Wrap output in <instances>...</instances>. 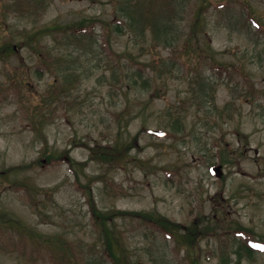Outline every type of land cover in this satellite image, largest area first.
Instances as JSON below:
<instances>
[{"label":"rangeland","instance_id":"1","mask_svg":"<svg viewBox=\"0 0 264 264\" xmlns=\"http://www.w3.org/2000/svg\"><path fill=\"white\" fill-rule=\"evenodd\" d=\"M140 1L137 11L138 0H0V47H13L0 54V264L94 262L102 240L91 202L196 230L179 242L115 215L131 264H223L227 244L230 264H264L263 245L239 257L233 235L242 223L264 242V44L247 17L264 21V0H175L174 13L158 7L166 32L141 26ZM125 2L138 13L119 28ZM201 2L202 24L183 47ZM79 22L90 25L79 38L59 32ZM39 51L57 61L58 79L38 67ZM57 82L64 89L48 95ZM138 131L120 164L90 150Z\"/></svg>","mask_w":264,"mask_h":264},{"label":"trees","instance_id":"2","mask_svg":"<svg viewBox=\"0 0 264 264\" xmlns=\"http://www.w3.org/2000/svg\"><path fill=\"white\" fill-rule=\"evenodd\" d=\"M175 0H149L147 3V7L145 9L144 12H142L140 14V22H141V26L143 27V24L145 25L147 22L152 21L155 27L156 32H160L161 30H164L165 32L168 30L166 29V26L169 25V22H167L166 24H161L160 21L157 23L156 22V17L158 16V7L162 5H165L168 9H170V14L174 13L175 10ZM135 5L133 6L137 11H140L141 9V4L142 2L140 0H138V2L134 3ZM131 4H127V2H125L124 4V10H125V14L123 15V17H118L119 18V22H117L119 25H117V27H121V20L122 21H127L129 27H132L134 24V21L136 20V18L134 17L135 13H138L137 11H133L129 8V6ZM203 2L199 3L194 11V18L192 20V24L190 25V28L186 34V38L184 40V44L183 47H186L187 45H189L190 40L192 39V34L194 35L195 31L197 30V27L199 28L202 24L201 22V14H202V9H203ZM159 15L162 16L161 11L159 12ZM248 23L250 24L251 27L254 28L257 36H261L262 40L259 39L256 42L261 41L264 44V21L263 20H258L257 18L254 17L253 14H249L248 16ZM122 18V19H120ZM139 20L137 18V21L139 23ZM57 25V24H55ZM48 26L45 27L43 29H41L40 31H38L35 35L31 36L29 38V40H34V37L40 35V34H44V33H54L55 30H57L58 26ZM83 23L79 22L78 24H68L65 27H59V32L64 33L66 32V35L70 34L69 37L72 38H79L81 36L80 31L86 30L89 31V26L90 25H86V26H82ZM108 25V24H105ZM76 26H78L79 28H77ZM61 28V29H60ZM75 29H78L77 32H75ZM57 32V31H56ZM155 39H159L160 44H168L167 40H161L160 35H155ZM165 36V35H164ZM170 44V43H169ZM168 44V45H169ZM104 46V44H103ZM189 46H192L191 44ZM201 49V48H200ZM13 50V47L9 44L7 45H3L2 47H0V54H7L9 51ZM200 54L203 56L202 58H204L206 61H208L209 59H214L213 58V54L211 52V48L208 45L207 48V53L203 52L204 50H199ZM39 57L41 59V65H39L38 67L42 70H46L49 72H52L53 74H55L56 79L59 78V72L61 71L59 64L57 63V61L52 58L50 55L46 53H43L41 51L38 52ZM110 56V54H109ZM115 59V58H113ZM214 61L212 62V65H210L212 68L215 64H213ZM44 72V71H43ZM73 75V74H71ZM74 77H76V75H73ZM150 76H148V78L145 80L144 78V82L147 84V82H150ZM58 81V80H57ZM67 81V78L64 77V83ZM204 81L202 80V83ZM64 83L59 84V82H57V86L54 88L53 91H49L48 95H58L59 93H57V91H61V89H64ZM247 91H249V93H253V87H250L247 89ZM178 126V125H177ZM141 131H138L135 136L133 137L132 140L123 143V142H119L118 140H114L110 143H107L105 146L102 147V152L101 153H97L95 151V148H91L90 150L92 152L93 155H96L95 157H97V159L101 160V157L103 160H101L102 162H106L109 165H117L120 164L121 162L124 161L125 158L129 157L128 155V150L130 149L131 145H133V142H135L138 137L140 136ZM167 135H169L167 133ZM125 150H127V152H125ZM125 155H127V157H125ZM223 156H221V160H225V155L227 156L226 153L222 154ZM131 158V157H130ZM222 163V162H221ZM20 166H13L6 171L10 170V169H16V168H20ZM91 206V211H92V215L93 218L95 219V223L98 227V232L100 233V239L102 240V249L95 255V261L92 262L91 264H103L104 262H110L111 264H131V262L128 260L129 255H127V249L124 247L122 241L120 240V235H119V231L116 228L115 222H114V217L115 215L117 216H128L131 215L134 218H139L143 221V223L147 224L149 227H152L154 229V227H158L159 229H161L164 233L168 232H172L174 233L176 239L180 242V241H191L195 238V232L196 230L194 228L191 227H187L185 229L184 234H180L179 230H183V226H181L179 223L174 222L169 220L167 217H163V216H156L153 214L150 215H146L145 213H141V212H135V211H118L117 213H107V212H101L100 210H98L96 208V205L94 202H91L90 204ZM0 218H2V215L0 214ZM237 226V227H236ZM235 229H234V237H236L237 239H235L237 247L235 250V253L240 257L242 254L246 255V256H251L258 248L259 245H263L264 246V242H262L261 240H258L255 238L254 235V231L250 228L247 227L245 225H243L242 223H237ZM28 231H30V229H28ZM63 249V248H62ZM229 246L228 244L222 248L221 254H222V258L221 261L223 264H230V261H228L229 258V252H228ZM64 250V249H63ZM60 251V250H59ZM63 259H66V256L63 254V256L61 257L60 264H62ZM238 261V260H237ZM192 264H196L194 262V260L192 261Z\"/></svg>","mask_w":264,"mask_h":264},{"label":"water","instance_id":"3","mask_svg":"<svg viewBox=\"0 0 264 264\" xmlns=\"http://www.w3.org/2000/svg\"><path fill=\"white\" fill-rule=\"evenodd\" d=\"M148 133L150 134H154L156 136H163L164 135V131L162 130H153V129H148L147 130ZM212 171L216 174V176H221L222 172H221V167L220 166H216L212 169Z\"/></svg>","mask_w":264,"mask_h":264}]
</instances>
